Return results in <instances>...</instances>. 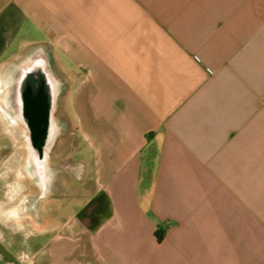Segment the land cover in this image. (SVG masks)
Listing matches in <instances>:
<instances>
[{
  "label": "crops",
  "instance_id": "0c3cea01",
  "mask_svg": "<svg viewBox=\"0 0 264 264\" xmlns=\"http://www.w3.org/2000/svg\"><path fill=\"white\" fill-rule=\"evenodd\" d=\"M34 50L113 211L27 264H264V0H0V68Z\"/></svg>",
  "mask_w": 264,
  "mask_h": 264
},
{
  "label": "rangeland",
  "instance_id": "374dc122",
  "mask_svg": "<svg viewBox=\"0 0 264 264\" xmlns=\"http://www.w3.org/2000/svg\"><path fill=\"white\" fill-rule=\"evenodd\" d=\"M22 57H16L12 65L21 62ZM5 70L4 67L0 68V80ZM65 84L61 106L63 117L71 125V129L68 134L61 136L52 161L61 168L66 165L73 169L75 164L83 167L84 163L90 166L92 152L89 147H85L84 136L76 127L77 123L68 102L71 88L68 81H65ZM1 95L0 86V264H27L38 246L51 238L53 228L59 227L72 216H77L90 224L93 221L97 226L112 216L113 208L105 193L98 194L89 202L91 194L88 189L91 185L85 179L83 171L80 173V180H77L71 169L64 168L65 171L59 174L60 190L55 189L51 194L49 191L50 195L41 204L39 214L25 211V205L29 204L27 207L31 208V197L35 195V191L30 184H26L16 169L21 160L20 140L14 139L11 148L10 142L6 139L7 133L1 119L3 109ZM6 146L10 151L9 155L4 157L3 151L8 149L4 148ZM27 198L28 201L23 203ZM83 211V218H80ZM48 228L51 230L47 231Z\"/></svg>",
  "mask_w": 264,
  "mask_h": 264
},
{
  "label": "flooded vegetation",
  "instance_id": "af4514ba",
  "mask_svg": "<svg viewBox=\"0 0 264 264\" xmlns=\"http://www.w3.org/2000/svg\"><path fill=\"white\" fill-rule=\"evenodd\" d=\"M28 56L8 66L0 80L1 119L10 147L13 148L14 139L20 140L21 160L16 169L35 191L31 197V208L27 207L29 204L25 205V211L39 214L43 201L52 191L59 189L60 172L71 169L66 165L61 168L52 161L61 136L68 134L71 125L62 113L61 99L65 86L59 73L53 64L45 62L47 57L44 53L36 51L31 63H26ZM9 151V148L5 149L3 156H8ZM71 170L74 178L80 180L83 167L75 164Z\"/></svg>",
  "mask_w": 264,
  "mask_h": 264
},
{
  "label": "water",
  "instance_id": "95a60500",
  "mask_svg": "<svg viewBox=\"0 0 264 264\" xmlns=\"http://www.w3.org/2000/svg\"><path fill=\"white\" fill-rule=\"evenodd\" d=\"M37 50H34V52H32L31 54H30V56H28L29 57V60L26 62V63H31L32 62V60H33V56H34V54H35V52H36ZM47 58H46V63H49L50 62V57L49 56H46Z\"/></svg>",
  "mask_w": 264,
  "mask_h": 264
},
{
  "label": "trees",
  "instance_id": "16d2710c",
  "mask_svg": "<svg viewBox=\"0 0 264 264\" xmlns=\"http://www.w3.org/2000/svg\"><path fill=\"white\" fill-rule=\"evenodd\" d=\"M87 209V208H86ZM86 209H84V211L86 210ZM84 211L80 214V218H83V214H84ZM91 215V214H90ZM92 227L93 228H95V226H96V224L95 223H93V221H92Z\"/></svg>",
  "mask_w": 264,
  "mask_h": 264
},
{
  "label": "built area",
  "instance_id": "2783aa9c",
  "mask_svg": "<svg viewBox=\"0 0 264 264\" xmlns=\"http://www.w3.org/2000/svg\"><path fill=\"white\" fill-rule=\"evenodd\" d=\"M196 60H197V61H199V59H198V58H196ZM208 72H209V73H211V71H210L209 69H208Z\"/></svg>",
  "mask_w": 264,
  "mask_h": 264
},
{
  "label": "bare ground",
  "instance_id": "6f19581e",
  "mask_svg": "<svg viewBox=\"0 0 264 264\" xmlns=\"http://www.w3.org/2000/svg\"><path fill=\"white\" fill-rule=\"evenodd\" d=\"M3 76V75H2Z\"/></svg>",
  "mask_w": 264,
  "mask_h": 264
}]
</instances>
